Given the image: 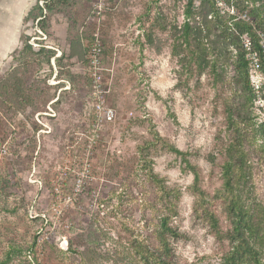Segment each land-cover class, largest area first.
<instances>
[{"label":"rangeland","instance_id":"374dc122","mask_svg":"<svg viewBox=\"0 0 264 264\" xmlns=\"http://www.w3.org/2000/svg\"><path fill=\"white\" fill-rule=\"evenodd\" d=\"M37 1L0 0V79L23 86L0 100V264L12 253L9 264H145L170 210L179 235L167 237L170 262L220 264L232 229L220 194L236 137L229 114L264 124V68L232 25L254 21L264 0H209L220 18L206 19L186 18L189 0H103L100 15L96 0H49L50 10L41 1L46 33L23 21ZM97 34L116 119L88 156L95 102L81 76ZM256 35L264 49V32ZM50 104L54 118L43 115ZM248 156L264 205V156ZM78 175H87L79 191Z\"/></svg>","mask_w":264,"mask_h":264},{"label":"trees","instance_id":"16d2710c","mask_svg":"<svg viewBox=\"0 0 264 264\" xmlns=\"http://www.w3.org/2000/svg\"><path fill=\"white\" fill-rule=\"evenodd\" d=\"M44 2V8L50 10L49 0H38L36 6L32 7L24 18V22L32 19L33 22L42 32H48L50 28L49 18L44 14L43 8L39 6V3ZM196 0H189L188 7L186 9V18L191 19L195 17L207 18L213 16L214 18H220V14L209 0H199L202 10L199 14H195L192 11L193 4ZM253 3L258 0H250ZM243 9H246L244 7ZM251 15L256 13L254 21L244 22L242 20L233 22L232 28L237 32V40L240 43L243 36H247L251 40V47L253 53L256 54L259 63L264 68V49L261 48L257 41L256 31L260 30L264 32V12L260 9L251 10ZM228 27L227 29H229ZM231 45H236L234 42H230ZM29 48L28 45L21 51L23 53L25 49ZM238 49V48H237ZM239 50V49H238ZM47 55V62L54 57V53L51 51L45 52ZM70 59L77 57L76 53L71 48ZM88 46L84 48V60L83 68L84 73L82 79L85 85V91L87 95L91 94L90 78L87 74L88 69ZM237 65L242 68L244 73L247 72L249 63L246 60L245 53L237 54ZM60 58H54V61L58 62ZM22 83L20 80L14 78L11 75L5 76L0 79V100L2 103H7L9 97L13 94V89H22ZM252 92V89L250 90ZM250 95L249 102L252 104L254 98ZM23 104V102L21 103ZM17 111H20L22 107L18 104ZM229 125L235 127L234 132L236 137L231 141L228 146L229 160L223 165L222 168V180L223 189L220 194L222 199L226 203V211L230 223L232 225L231 231L227 234V238L230 243V251L223 257L220 264H264V205L257 198L252 190L251 184V160L248 153L253 150L259 152L264 156V124L256 125L253 119L244 120L240 122L236 121L233 117V112L229 114ZM172 153L183 157L184 154L173 146H168ZM187 163V162H186ZM189 166L190 164L187 163ZM197 181V176H195ZM163 215L159 218L157 230L155 232V240L157 242V250L149 253L150 259H144L145 264H172L170 262L171 247L167 240V237L177 239L178 233L170 226L171 213ZM213 225H216L213 220ZM15 254H9L7 259L1 262V264H9ZM23 264H31L30 262H23Z\"/></svg>","mask_w":264,"mask_h":264},{"label":"built area","instance_id":"2783aa9c","mask_svg":"<svg viewBox=\"0 0 264 264\" xmlns=\"http://www.w3.org/2000/svg\"><path fill=\"white\" fill-rule=\"evenodd\" d=\"M97 6H96V14L100 15L103 11V0H96ZM61 54H59V57ZM88 69L87 74L90 78L91 83V94L90 96L93 98L95 105L93 108V120L90 127L89 132V145H88V156H90V150L97 144L100 133L102 131V128L108 124H112L116 119V111L115 109L109 105V103L106 100V94L104 90V77L102 72V43L100 40L99 35L97 34L92 41V43L88 46ZM52 104L48 107V113L43 114L44 116H48L50 118L55 117V113L53 108L51 107ZM40 116V115H39ZM37 117V120L39 118ZM40 124L41 121L38 120ZM44 127H48L47 124L44 125ZM91 166V160L89 157H87L84 161V169L85 171H88V169ZM87 175L80 176L78 175V178L76 180L77 189L82 187L83 179H85Z\"/></svg>","mask_w":264,"mask_h":264}]
</instances>
